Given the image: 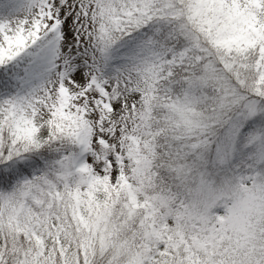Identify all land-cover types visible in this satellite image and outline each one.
Listing matches in <instances>:
<instances>
[{
    "label": "snow or ice",
    "instance_id": "snow-or-ice-1",
    "mask_svg": "<svg viewBox=\"0 0 264 264\" xmlns=\"http://www.w3.org/2000/svg\"><path fill=\"white\" fill-rule=\"evenodd\" d=\"M0 264H264V0H0Z\"/></svg>",
    "mask_w": 264,
    "mask_h": 264
}]
</instances>
